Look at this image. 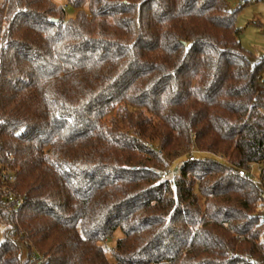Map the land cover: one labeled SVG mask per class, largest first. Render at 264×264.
Returning <instances> with one entry per match:
<instances>
[{
    "label": "trees",
    "instance_id": "16d2710c",
    "mask_svg": "<svg viewBox=\"0 0 264 264\" xmlns=\"http://www.w3.org/2000/svg\"><path fill=\"white\" fill-rule=\"evenodd\" d=\"M64 2L0 0V163L23 197L0 191V264H264V170L238 173L264 167V55L237 9Z\"/></svg>",
    "mask_w": 264,
    "mask_h": 264
},
{
    "label": "rangeland",
    "instance_id": "374dc122",
    "mask_svg": "<svg viewBox=\"0 0 264 264\" xmlns=\"http://www.w3.org/2000/svg\"><path fill=\"white\" fill-rule=\"evenodd\" d=\"M60 3L67 17H72L74 11L64 0H55ZM230 9H237L235 25L239 29L241 46L252 54L253 59L264 55V0H225ZM264 77V76H263ZM162 156V155H161ZM181 162L174 161L168 168V176L172 177L177 172ZM167 170V168H165ZM262 165H254L252 168L253 178L259 179ZM264 182V181H263ZM1 228V227H0ZM121 233L116 231L112 237L104 243L106 256L112 260L111 248Z\"/></svg>",
    "mask_w": 264,
    "mask_h": 264
},
{
    "label": "built area",
    "instance_id": "2783aa9c",
    "mask_svg": "<svg viewBox=\"0 0 264 264\" xmlns=\"http://www.w3.org/2000/svg\"><path fill=\"white\" fill-rule=\"evenodd\" d=\"M7 157H9L10 159H13V156L11 153H8ZM192 159H193V155H190L189 160H192ZM169 166L167 167V170L164 169L159 172L161 179L168 178ZM253 166L254 165L251 164L249 166V170L240 169L238 173L241 175L248 174L249 176L253 177V173H252ZM15 173H16V167L10 164L0 163V191L4 193L5 199L8 202L13 203V208H19L21 204L23 203V197L17 195L13 190H11V185L13 184L15 180Z\"/></svg>",
    "mask_w": 264,
    "mask_h": 264
}]
</instances>
